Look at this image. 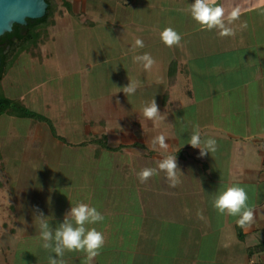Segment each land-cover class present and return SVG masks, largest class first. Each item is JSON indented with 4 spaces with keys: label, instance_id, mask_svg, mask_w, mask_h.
<instances>
[{
    "label": "crops",
    "instance_id": "crops-1",
    "mask_svg": "<svg viewBox=\"0 0 264 264\" xmlns=\"http://www.w3.org/2000/svg\"><path fill=\"white\" fill-rule=\"evenodd\" d=\"M69 1L71 24L82 39L73 44L74 52L77 47L83 55L86 34L92 33L93 43L110 48L103 53L119 67L104 71L106 80H97L93 89L92 65L74 66L53 54L36 60L53 73L47 78L54 89L42 114L55 120L63 136L77 138L68 152L72 204L65 202L64 213L52 215L55 228L66 206L70 210L83 202L104 216L89 225L105 236L92 264H264V0H217L226 11H240L231 25L235 35L223 38L215 30H201L182 11L193 0ZM244 22L247 27L241 30ZM165 27L181 34L182 46L164 45L159 33ZM110 31L116 36L111 38ZM104 33L109 46L107 38L102 41ZM136 38L145 46L132 52ZM52 43L59 45L54 36ZM143 53L155 60L151 70L132 59ZM128 77L139 84L136 93L114 94L116 86L129 83ZM181 80L182 89H177ZM111 94L125 110L134 107L135 119L101 117L107 145L99 146L87 139L98 110L91 105L103 96L106 109H115L119 103H111ZM153 98L160 111L176 109L178 118L145 120L142 106ZM194 127L202 139L216 140L214 153L200 157L199 149L187 143ZM158 135L167 138L166 150L153 147ZM52 137L63 144L71 141ZM167 155H176L182 172L177 187H170L162 172L145 183L137 179V172L155 167ZM233 185L248 194L255 217L249 227L241 228L238 217L212 206L214 196ZM72 258L85 264L83 252H73Z\"/></svg>",
    "mask_w": 264,
    "mask_h": 264
},
{
    "label": "rangeland",
    "instance_id": "rangeland-1",
    "mask_svg": "<svg viewBox=\"0 0 264 264\" xmlns=\"http://www.w3.org/2000/svg\"><path fill=\"white\" fill-rule=\"evenodd\" d=\"M56 1L59 4L55 14L56 23L47 30L49 40L39 42L38 56L23 51L6 69L0 80L4 94L15 101L22 102L26 108L35 113H43L46 99L54 89L53 80L48 81L47 78L53 73L49 72L47 67L39 66L36 60H42L44 56L50 57L53 54L56 58L67 59L68 64L72 63L74 66L92 65L89 78L93 89L98 88L94 85L99 82L97 80H106L104 71H110L113 65L119 67L114 58H106L103 53L106 51L107 54L110 48L102 49L99 42L93 43L92 33L89 36L85 33L88 45L85 44L84 53L81 51L83 55L77 47L74 52L73 44L79 45L82 39L79 40L76 36L77 29L74 30L71 24L72 5L69 0ZM65 2L70 3V9ZM95 34L93 29V36ZM107 34L112 38L117 33L110 31ZM108 35L102 34V41L107 38L109 46ZM53 36L59 45L53 46ZM45 44L48 46L44 47ZM182 86L181 80L176 88L182 89ZM102 97L98 103L91 105L93 108L98 107V110L93 111L92 130L87 137L88 141H93L99 146L106 145L101 131L104 133L107 128L100 121L101 117L118 119V116L122 114L124 119L130 121L135 119V109L132 105L130 108L126 105L125 110L119 103L115 109L107 110L102 104ZM109 98L111 103L117 104L118 96L111 94ZM165 111V109L160 111L162 119L178 118L176 109ZM34 116L36 115L25 117L8 113L0 115V179L4 181V185L0 187V264H49V256L55 257V253L42 247L43 241L40 239L35 217L42 212L44 219L54 230L55 223L52 215H55V212L64 213L65 202L68 205L72 204L70 195L72 191L68 189L71 186L68 174L72 166L69 165L71 160L68 152H71L70 146L76 142L77 138L70 134L63 136L51 116L46 120ZM88 120L90 121L89 118ZM112 126L114 125L111 124ZM52 135L61 140L71 139V141L63 144ZM57 169L59 171L56 172ZM72 196L75 198L74 195ZM65 210L69 211V207L66 206ZM12 228L14 230H11ZM73 252L75 253V251H65L62 257L64 264H78L72 258ZM57 259L61 258L57 257Z\"/></svg>",
    "mask_w": 264,
    "mask_h": 264
},
{
    "label": "clouds",
    "instance_id": "clouds-1",
    "mask_svg": "<svg viewBox=\"0 0 264 264\" xmlns=\"http://www.w3.org/2000/svg\"><path fill=\"white\" fill-rule=\"evenodd\" d=\"M182 11L190 15L201 30H215L221 38L234 36L235 29L231 26L239 19L240 11L234 8L230 11L217 3V0H193ZM247 27L246 22L241 23L240 29ZM160 40L165 46L180 47L182 36L172 27H165L159 33ZM144 42L140 38H136L131 45V51L143 48ZM135 63L142 66L144 70H151L155 64L154 58L149 53L136 54L132 57ZM129 78V77H128ZM139 84L129 78V83L117 87L114 94L123 92L129 97L136 93ZM113 94V95H114ZM119 103V101L117 100ZM142 116L145 120L155 123L159 120L160 110L153 98L150 102L145 103L141 109ZM164 135H158L152 140L153 147L157 145L160 149L166 150L168 145L165 142ZM191 147L199 149V156L205 157L209 153L212 154L217 150V142L214 138L208 137L202 139L197 128L194 127L190 138L187 142ZM164 173L165 179L170 187H177L181 183L180 171L176 155H167L156 162L155 167H146L136 173L137 179L141 183L147 182L154 175ZM248 194L244 188L233 185L219 191L212 200L213 208L220 214L238 217L237 224L241 228H246L254 222L253 209L248 205ZM39 229L40 239L43 241L42 247L50 249L55 253V257L49 256V264H64L62 258L65 251L83 252L85 254V264H92L93 259L100 254V250L104 247L105 236L95 227H89L104 220V216L93 206L87 203H78L71 206L70 210L65 214L63 222L54 230L44 218V214L39 212L35 217Z\"/></svg>",
    "mask_w": 264,
    "mask_h": 264
},
{
    "label": "trees",
    "instance_id": "trees-1",
    "mask_svg": "<svg viewBox=\"0 0 264 264\" xmlns=\"http://www.w3.org/2000/svg\"><path fill=\"white\" fill-rule=\"evenodd\" d=\"M47 1L49 5L47 7L46 13L40 18H28L27 21L29 23V26L27 29V33L18 38L19 41L13 46L12 52L7 55L2 54L3 61L0 64V80L3 74L5 73L6 69L12 65V63L18 58L20 53H22L23 51H27L30 52L32 55L38 56L39 42L46 39L49 40L47 30L50 29L56 23L55 14L59 9V4L56 0ZM66 6L68 7V9H70V3L67 2ZM1 53L2 52H0V54ZM3 113H8L10 115L21 117L36 115L34 117L41 120H46L48 117L42 113L33 112L32 110L26 108V106L20 101H15L14 99L9 98L6 94H4L0 84V115ZM105 144L107 145L106 140ZM3 185L4 181L0 179V187H2ZM5 225L7 224L5 223ZM11 230H14V228H12Z\"/></svg>",
    "mask_w": 264,
    "mask_h": 264
},
{
    "label": "water",
    "instance_id": "water-1",
    "mask_svg": "<svg viewBox=\"0 0 264 264\" xmlns=\"http://www.w3.org/2000/svg\"><path fill=\"white\" fill-rule=\"evenodd\" d=\"M48 5L47 0H0V35L10 31L14 23L42 17Z\"/></svg>",
    "mask_w": 264,
    "mask_h": 264
},
{
    "label": "flooded vegetation",
    "instance_id": "flooded-vegetation-1",
    "mask_svg": "<svg viewBox=\"0 0 264 264\" xmlns=\"http://www.w3.org/2000/svg\"><path fill=\"white\" fill-rule=\"evenodd\" d=\"M28 26V21L25 24L14 23L10 31L0 35V52H2L0 54V64L3 61L2 54L7 55L12 52L13 46L19 41L18 38L27 33Z\"/></svg>",
    "mask_w": 264,
    "mask_h": 264
},
{
    "label": "built area",
    "instance_id": "built-area-1",
    "mask_svg": "<svg viewBox=\"0 0 264 264\" xmlns=\"http://www.w3.org/2000/svg\"><path fill=\"white\" fill-rule=\"evenodd\" d=\"M262 139H263V143H264V134H263V136H262Z\"/></svg>",
    "mask_w": 264,
    "mask_h": 264
}]
</instances>
